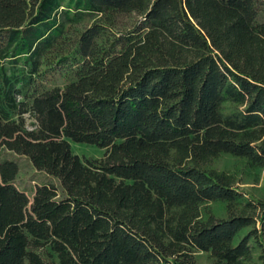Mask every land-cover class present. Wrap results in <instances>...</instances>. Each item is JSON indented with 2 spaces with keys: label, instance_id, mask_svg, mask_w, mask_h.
Segmentation results:
<instances>
[{
  "label": "trees",
  "instance_id": "1",
  "mask_svg": "<svg viewBox=\"0 0 264 264\" xmlns=\"http://www.w3.org/2000/svg\"><path fill=\"white\" fill-rule=\"evenodd\" d=\"M224 157L264 170V0H0V264H264Z\"/></svg>",
  "mask_w": 264,
  "mask_h": 264
},
{
  "label": "rangeland",
  "instance_id": "2",
  "mask_svg": "<svg viewBox=\"0 0 264 264\" xmlns=\"http://www.w3.org/2000/svg\"><path fill=\"white\" fill-rule=\"evenodd\" d=\"M62 83V81H59ZM72 150L80 158H100L104 155L105 150L86 144H78L71 142ZM20 165L21 171L18 178V184L21 189H24L28 195H31L33 187L36 185L38 179H42L41 174L37 173L31 164L23 158H17ZM218 167L221 169H228L233 172H239V183L237 184L242 190L250 192L251 194L260 197L264 196V170L260 173L259 177L250 176L246 174L247 171L241 170L242 166L239 161H236L229 157H224L218 162ZM241 170V171H240Z\"/></svg>",
  "mask_w": 264,
  "mask_h": 264
}]
</instances>
